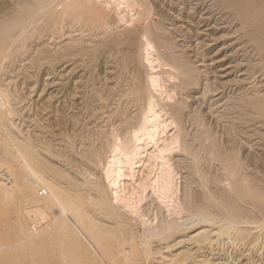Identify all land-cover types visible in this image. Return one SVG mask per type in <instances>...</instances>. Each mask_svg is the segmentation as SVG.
<instances>
[{
	"label": "bare ground",
	"instance_id": "bare-ground-1",
	"mask_svg": "<svg viewBox=\"0 0 264 264\" xmlns=\"http://www.w3.org/2000/svg\"><path fill=\"white\" fill-rule=\"evenodd\" d=\"M16 5L14 17L0 22V121L6 132L3 135L0 129V170L8 175L7 181L0 179V232L8 227V202L21 201V196L27 194L26 201L33 206L26 212L29 225L26 227L21 221L23 237L16 243L0 238V249L13 245L41 249L48 233L62 219V227L80 232L94 250L87 253L80 244L81 259L66 264H143L169 247L167 240L177 231L178 219L186 216L203 224L195 236L206 239L223 228L236 232L238 238L244 225H264V195L238 166L224 169L225 181L202 173L201 156L181 162L182 168L188 169L186 176L178 169L181 166L175 162L174 151H188V147L182 141L177 116L171 109L178 85L174 80L183 75L186 83L192 68L175 57L166 38L154 34L152 0H20ZM130 34L139 39L137 52L147 73V104L145 100L141 102L140 113L133 118L134 125H128L125 119L120 124L112 122L90 140L92 157L99 156L105 187L95 181L92 172L81 173L92 188L81 191L80 199L71 202L70 207L61 188L49 181L37 162L43 152L60 158H65L64 153H57L52 142L34 137L13 119L23 116L22 108L34 103L17 107V98L10 91L12 74L16 68L36 73L40 69L37 64L76 50L107 49L109 43H114L116 49L108 56L118 64V86L108 91L109 101H114L118 108L127 106L130 96H139L143 90L138 73L130 71L129 53L121 48V41ZM210 90L207 85L206 91ZM103 94L97 91L96 99L106 101L108 97ZM246 97L252 101L256 96ZM197 184L204 190L202 202L194 198ZM42 189L47 194L41 197L49 200L35 197V192L39 195ZM87 202L114 208L115 227L120 230L119 236L113 230L109 232L114 241L103 243L96 236L95 231L101 227ZM19 210L20 215L22 208ZM49 210L56 216L51 217ZM165 257L168 259H163L164 264L173 262V258ZM222 259L217 255L215 264H222Z\"/></svg>",
	"mask_w": 264,
	"mask_h": 264
},
{
	"label": "rangeland",
	"instance_id": "rangeland-1",
	"mask_svg": "<svg viewBox=\"0 0 264 264\" xmlns=\"http://www.w3.org/2000/svg\"><path fill=\"white\" fill-rule=\"evenodd\" d=\"M18 1L0 0V22L14 17ZM152 2L155 6L154 34L166 38L172 44L175 57L192 68L186 83H183V75L175 77L178 85L175 87V103L171 107L177 116L182 141L188 147V151H174L182 176L187 175L188 169L182 168L181 162L195 155L201 156L203 174L219 176L225 181V171L238 166L264 195V0ZM121 44L122 50L129 53L131 73H138L143 86L141 94L131 95L128 105L121 108L109 101L108 92L118 86L119 67L116 60L108 56L116 49L114 43H109L107 49L76 50L42 65L37 64L40 69L36 73L16 68L12 74L10 91L17 98V107L21 109L34 103L32 107L22 108L23 116L13 119L25 131H31L34 137L52 142L57 153H64L65 158H60L43 152L37 162L49 181L61 188L70 207H73L71 202L80 199L81 191L92 188L84 182L81 173L92 172L95 181L105 187L99 156L92 157L90 140L112 122L120 124L125 119L128 125H134L133 118L140 113L141 102L145 100L147 104L149 98L146 68L137 52V35L130 34ZM207 85L211 87L209 92L206 91ZM97 91L108 97L106 101L96 99ZM248 95L256 97L250 101ZM1 132L6 133L3 129ZM194 189V198L202 202V186L197 184ZM27 197L23 194L21 201L7 203L8 227L0 232V238L9 243H16L23 237L21 221L26 227L29 225L26 212L33 204L26 201ZM35 197L49 200L36 192ZM87 207L101 227L95 231L96 236L103 243L114 241L115 237L109 232L113 230L120 235V230L115 227L114 208L88 202ZM21 208L19 215L17 211ZM49 213L54 217L53 210ZM195 219L187 216L178 219L177 231L167 240L169 247L158 251L156 257L147 263L164 264L167 255L173 258L171 264H215L218 255L224 258L222 264H264V225H242L244 231L238 238L236 232L223 228L221 234L206 239L195 236L203 225ZM62 222L61 219L53 226L41 249L32 250L24 245L0 249V264L73 263L81 259L80 244L85 252L93 253V246L86 238L71 227H62Z\"/></svg>",
	"mask_w": 264,
	"mask_h": 264
},
{
	"label": "built area",
	"instance_id": "built-area-1",
	"mask_svg": "<svg viewBox=\"0 0 264 264\" xmlns=\"http://www.w3.org/2000/svg\"><path fill=\"white\" fill-rule=\"evenodd\" d=\"M0 179L6 180V181L8 180V175L1 170H0ZM46 194H47V192L44 189L40 190V192H39V195H41V196H44Z\"/></svg>",
	"mask_w": 264,
	"mask_h": 264
}]
</instances>
